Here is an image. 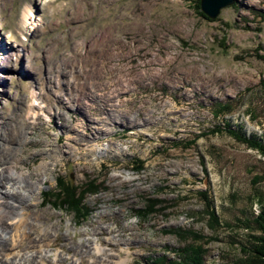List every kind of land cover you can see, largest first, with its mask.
Masks as SVG:
<instances>
[{
  "label": "rangeland",
  "instance_id": "obj_1",
  "mask_svg": "<svg viewBox=\"0 0 264 264\" xmlns=\"http://www.w3.org/2000/svg\"><path fill=\"white\" fill-rule=\"evenodd\" d=\"M16 113V164L41 187L27 205L43 228L61 225L50 247L65 264L80 242L150 264L191 232L210 264L235 257L254 233L243 223L260 212L264 157L217 130L264 142V0L216 18L201 0H0V117ZM72 186L84 218L61 202ZM150 198L164 202L144 214Z\"/></svg>",
  "mask_w": 264,
  "mask_h": 264
},
{
  "label": "bare ground",
  "instance_id": "obj_2",
  "mask_svg": "<svg viewBox=\"0 0 264 264\" xmlns=\"http://www.w3.org/2000/svg\"><path fill=\"white\" fill-rule=\"evenodd\" d=\"M33 61L32 58L26 70L34 72L35 76L39 73L40 67L34 70ZM26 128L24 120H20L18 113L0 117V185L7 189L4 193L0 189V200L6 197V204L9 206L3 208L4 201L0 203V264H49L51 261L55 264H65L67 257L57 252L52 254L50 247L58 237L61 225L49 224L43 228L42 214L37 211L30 213L27 205L30 203L25 192H29L28 196L33 197L41 187L39 184L34 186L31 182L32 173L25 174L16 164L18 154L22 151L21 147L26 144ZM10 207L15 213L8 210ZM93 244V249H88L87 243H75L71 247L75 254L70 264H83L86 256L90 257V264H129L127 258L117 260L116 253L112 252L115 256L108 253L102 245H96L98 242Z\"/></svg>",
  "mask_w": 264,
  "mask_h": 264
},
{
  "label": "trees",
  "instance_id": "obj_3",
  "mask_svg": "<svg viewBox=\"0 0 264 264\" xmlns=\"http://www.w3.org/2000/svg\"><path fill=\"white\" fill-rule=\"evenodd\" d=\"M197 7L200 8L199 5ZM199 13L202 16H205L201 11H199ZM218 105L219 104H217V106ZM223 108H226L224 113L232 112L234 110L233 106L229 103L224 104L222 106V109ZM220 128L221 129L217 130V132L226 131L230 133L238 140L243 141L251 148L256 149L264 157V142L261 139L257 137H249L244 132L236 131L231 128L229 123H225V126ZM87 190L88 193H93L98 192L99 189L98 186L92 184ZM67 192L68 195L64 199H62L63 196L60 197L61 195L58 193L57 199L59 198V201L62 199L61 202L64 203L63 205H68L70 209L73 210L75 215L84 218L85 209L83 208V204L86 201L84 190H77V187L72 186L71 189L68 187ZM205 197L204 199L206 200L207 197ZM260 197L257 198L259 202L261 201L259 205L260 212L256 215L254 213L251 220L249 219V221L243 223V227L254 232L251 235V240L246 242L240 241V247L238 249L239 253L235 257H231L230 259L217 264H264V197ZM163 202L164 201L161 199L150 198L147 200V205L142 212H145L144 214H151L155 211L156 206L162 204ZM63 205L61 204L58 207H64ZM210 214L211 220L216 224H219V220L217 216H215V212L212 210ZM181 235L182 232L178 231V236ZM187 235L194 239L193 243L190 242L183 247L176 248V250H174V252H176L175 257H170L165 254L161 256L158 255L149 260L150 264H210L208 261V255L210 256L211 252L208 247H205V245L199 243L198 241H204V244H207L208 242H205L204 237L201 234L191 232L187 233Z\"/></svg>",
  "mask_w": 264,
  "mask_h": 264
},
{
  "label": "water",
  "instance_id": "obj_4",
  "mask_svg": "<svg viewBox=\"0 0 264 264\" xmlns=\"http://www.w3.org/2000/svg\"><path fill=\"white\" fill-rule=\"evenodd\" d=\"M233 2L234 0H201V9L211 18H216L222 8L233 4Z\"/></svg>",
  "mask_w": 264,
  "mask_h": 264
}]
</instances>
